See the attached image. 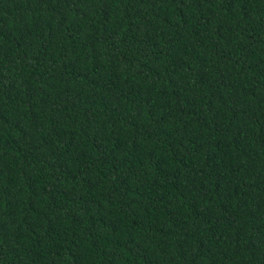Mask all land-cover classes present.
<instances>
[{
	"label": "trees",
	"instance_id": "obj_1",
	"mask_svg": "<svg viewBox=\"0 0 264 264\" xmlns=\"http://www.w3.org/2000/svg\"><path fill=\"white\" fill-rule=\"evenodd\" d=\"M0 264H264V0H0Z\"/></svg>",
	"mask_w": 264,
	"mask_h": 264
}]
</instances>
